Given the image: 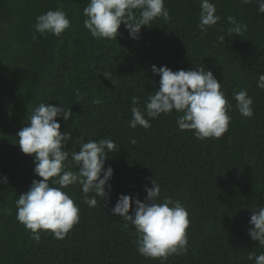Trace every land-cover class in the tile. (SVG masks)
<instances>
[{"label":"trees","instance_id":"obj_1","mask_svg":"<svg viewBox=\"0 0 264 264\" xmlns=\"http://www.w3.org/2000/svg\"><path fill=\"white\" fill-rule=\"evenodd\" d=\"M0 264H264V0H0Z\"/></svg>","mask_w":264,"mask_h":264}]
</instances>
